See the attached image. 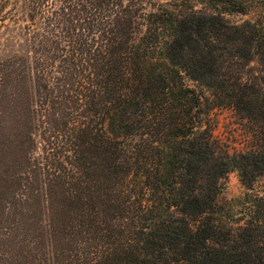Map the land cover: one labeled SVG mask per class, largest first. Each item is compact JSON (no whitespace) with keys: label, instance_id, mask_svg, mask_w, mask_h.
I'll return each mask as SVG.
<instances>
[{"label":"trees","instance_id":"1","mask_svg":"<svg viewBox=\"0 0 264 264\" xmlns=\"http://www.w3.org/2000/svg\"><path fill=\"white\" fill-rule=\"evenodd\" d=\"M19 8L24 24L0 50V118L18 103L62 131L41 136L54 148L53 236L75 230L83 264H264V191L245 192L235 219L218 198L233 169L247 188L264 178V0ZM214 108L246 119L262 144L230 154L202 126Z\"/></svg>","mask_w":264,"mask_h":264},{"label":"rangeland","instance_id":"2","mask_svg":"<svg viewBox=\"0 0 264 264\" xmlns=\"http://www.w3.org/2000/svg\"><path fill=\"white\" fill-rule=\"evenodd\" d=\"M1 5L0 50L8 30L24 24L20 0H0ZM251 16L232 14L226 18L239 22ZM197 89L208 95L203 88L197 86ZM37 101H34L36 105ZM41 112L42 122L38 120L39 111L33 117L17 103L0 118V264H83L87 255L83 251L85 244L73 240L75 230L67 227L53 236L46 181L49 173H54L49 163L54 148L42 142L41 136L50 135L49 140L53 141L62 131L53 133L47 129V117ZM202 126H209L230 154L262 144L253 136L255 127L227 108L212 109L203 116ZM29 132L34 136L33 144L28 140ZM64 166L65 170L61 171H69V165L64 163ZM247 191L262 193L264 178L257 176L247 188L238 170L233 169L221 184L218 198L223 202L233 201V219L240 215L238 199ZM90 256L94 257V253Z\"/></svg>","mask_w":264,"mask_h":264}]
</instances>
